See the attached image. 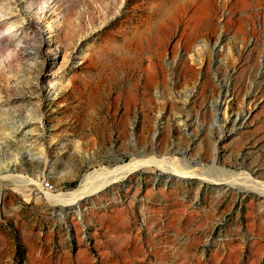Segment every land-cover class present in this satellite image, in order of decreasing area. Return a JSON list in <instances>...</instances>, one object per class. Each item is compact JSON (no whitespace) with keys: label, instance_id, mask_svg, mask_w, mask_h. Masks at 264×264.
<instances>
[{"label":"rangeland","instance_id":"rangeland-1","mask_svg":"<svg viewBox=\"0 0 264 264\" xmlns=\"http://www.w3.org/2000/svg\"><path fill=\"white\" fill-rule=\"evenodd\" d=\"M140 29L145 48L125 45ZM99 39L113 51L103 62L125 60L127 47L135 60L112 93L90 101L82 70L72 77ZM154 56L162 95L146 110L142 144L165 139L192 166L217 149L222 165L264 178V0H0V176L23 173L57 193L115 154L129 162L116 108L138 94L142 124ZM27 187L0 189V264H264V198L254 191L141 169L77 211Z\"/></svg>","mask_w":264,"mask_h":264},{"label":"bare ground","instance_id":"bare-ground-1","mask_svg":"<svg viewBox=\"0 0 264 264\" xmlns=\"http://www.w3.org/2000/svg\"><path fill=\"white\" fill-rule=\"evenodd\" d=\"M81 23L82 22L79 23V26H81ZM70 25L75 30L74 35L68 33L70 37L69 41L70 44L72 45V44H76V40L74 37L76 36L78 32L77 30L79 29H76L77 24L74 21H71ZM136 34L137 35L133 36V38L127 37L125 45L129 43H135V41H137L141 49L145 48L146 40L142 36L143 34L142 29H140ZM98 41L101 42H98L96 45L95 44L90 45L88 54L84 56L83 62L80 64L81 66L76 67L74 69L73 72H75V75L72 77V82H77L80 80V77L82 76L81 72H83L84 80L86 82L85 83L86 85L84 86V88L86 87V89L84 91L86 92L90 90V94H91L90 101L93 100L95 93L96 94L97 92L99 93V91H101L103 88L110 90L111 92L113 86L121 82V77L119 76H122V81L125 80L126 77H129L127 70L133 66L134 64L133 61L135 60L134 58L128 56L130 54L131 49L130 47L129 48L127 47L125 52H121L124 57H127L125 60L119 62L117 58L112 59L108 57L109 61L103 62V58L107 56L106 53L102 55L103 50L105 52L108 51V53H111L113 51L108 49V47H111L110 45L108 46L106 45L105 47L102 45L104 44L103 39H99ZM159 41L160 40L156 33H153L150 36L149 44L150 46H152L150 49L152 55H154L155 53L159 54V49H160V46H158V44H160ZM157 56H154L153 59H151L150 61V66L153 71L151 72L149 77H147L148 79L144 84L146 89L144 91H141V93L148 95V98L142 107V109L145 112L143 115L142 124H140L139 122V115L133 111V107H132L134 103L138 104L137 100L139 98V95L136 94L135 96L136 98L129 99L127 98V94H125L123 90L118 94L119 99L127 98L125 105L122 106L121 108L122 111H119L121 105H119L116 108V116L117 117L119 116V118H117L118 125L122 126L121 130L119 131V135L123 136L126 132V128L129 129L130 131L129 133L131 134V140L129 142L131 147L135 150V152L133 151L134 152L133 154H135V156L129 162L122 163L121 161H119L120 159L115 154L109 165H101L99 167L97 166L95 169L85 173L83 178L81 179L80 184L67 191L58 190L57 193L46 191L44 183L42 181L33 179L30 176L23 173H7L4 174L3 176H0V189H2L3 185L5 184L6 185L15 184V186L18 189H21L25 186H28L27 188H29L32 185H37L38 187H40L41 190L45 192L46 196L49 198L48 201H52L53 204H60L61 206L69 205L71 209L79 211L80 209H83L85 205L84 203H86L87 198H89L90 196H97V197L102 196V194H104L107 188L113 187L114 185L119 184L123 180L128 179L138 170L141 169L153 170V168H156L175 174L176 176L179 177V179L188 182L196 180L201 184L208 183L214 185H226L232 189L233 188L238 189L239 191L257 192L260 194L262 198H264V178H260L257 176L255 177L250 172L245 170L243 171L234 170L232 168H228L222 165L220 162V155L219 152H217V149L215 150L216 154L213 157V160L210 164L207 165L206 163L203 164L202 162H197L195 166H192L190 161L187 160V157L177 155L171 152L172 150L170 149L167 151L165 139L159 140L158 144L160 149L156 148L154 144H151L149 146L142 144L141 142V139L143 137L142 133L146 134L147 132L151 131L152 128L151 122L153 121V115H150V112L148 113L146 112V110L152 107L150 105L152 103V100H154L155 95L156 97L162 95L161 88L159 87L160 84L158 82V78L160 79L158 74V69L160 67V64L157 61ZM169 65L172 66V63L171 64L169 63ZM166 67L171 69V67H169L168 65H166ZM97 70L99 71L97 72ZM138 82H140V79H138L137 82H133L134 83L133 86L135 88L137 87L136 85L138 84ZM151 86L156 88V90L158 91L157 94H153V95L151 94V91H149V87L151 88ZM94 104H95V100H94ZM213 107L215 109L216 114L213 117L214 118L213 125L212 124L211 125L213 129H216V127H218L216 131H220L222 128L220 127L219 124L220 119L218 116L217 104H214ZM243 119L245 118H240L239 119L241 120L240 122H242ZM243 121L246 122L245 120ZM127 122L129 123L127 124ZM199 124L202 125V128L205 125L204 122H200V121ZM140 125L142 132L139 131ZM188 136L192 137L191 134H188L187 138ZM73 175L75 176L76 173H74ZM82 216L83 215L81 213V217Z\"/></svg>","mask_w":264,"mask_h":264},{"label":"built area","instance_id":"built-area-1","mask_svg":"<svg viewBox=\"0 0 264 264\" xmlns=\"http://www.w3.org/2000/svg\"><path fill=\"white\" fill-rule=\"evenodd\" d=\"M47 187V186H46Z\"/></svg>","mask_w":264,"mask_h":264}]
</instances>
